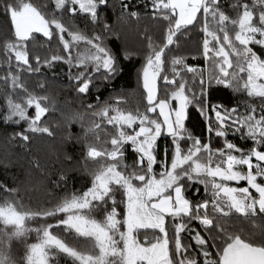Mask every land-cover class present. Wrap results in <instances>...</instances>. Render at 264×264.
Wrapping results in <instances>:
<instances>
[{
  "label": "snow or ice",
  "instance_id": "1",
  "mask_svg": "<svg viewBox=\"0 0 264 264\" xmlns=\"http://www.w3.org/2000/svg\"><path fill=\"white\" fill-rule=\"evenodd\" d=\"M53 3L54 11L66 10L72 15L77 11L86 13L91 22L96 24L99 23L98 6L106 5L107 0H53ZM149 3L153 16L167 21L168 26L163 46L157 49L149 38V53L142 70L143 88L146 91L145 111L137 109L134 113L112 104L102 107L88 105V109H99L91 112L93 120L88 132H95L100 128V124L94 119L100 117L107 124L116 127L117 134L110 140L111 150H98L96 145L91 144L87 146L89 159H106L105 162L98 163V167L91 173V186L82 194L72 193L50 209L31 211L12 197L15 189L9 190L0 185L9 193L0 200V264H13L5 250L7 242L13 238L24 237L33 230L37 233L38 240L27 245L25 264H54L57 256L61 254L71 258L74 264H201L197 257L188 255L191 246L182 243L181 233L187 231L189 225L183 222L174 223V237L170 236L166 217H172L173 221H182L183 217H187L189 221H198L213 242L221 241L222 248L212 244V247L217 248L218 255V259L214 260L208 247L209 239L201 235L200 231H195L192 239L199 248V255L204 258L202 264H264V239L245 238L239 233L229 231V219L233 213L245 218L264 214V183L257 182L259 177H264V167L261 166V162H264V151L257 147L264 146V114L257 118L255 107H252L245 114L233 116L235 109L222 112L219 105H210L205 101L207 86L213 80L216 84L227 87H232L233 81H236L237 90L242 87L248 96L264 98V82H261L264 81V59L249 47L250 44L264 46V0H253L252 7L247 3L235 5L234 7L242 8L237 19H231L220 10L219 0H149ZM77 5L78 9L75 7ZM123 7L127 9L128 6L125 4ZM4 8L9 15L15 37L14 42L4 44V51L13 52L18 64L29 65L25 42L33 39L34 34H42L48 39L55 35L62 44L63 51L69 54L68 63H72L73 59L71 49L80 42H85L91 48L88 49V55L81 54L75 58L77 65L91 62L96 70L102 67L109 74L115 72L114 58L99 43V35L88 37L79 29L69 30L61 19L55 16L49 19L41 7L26 0H14L13 3L5 0ZM255 8L260 9L258 23L255 22ZM201 13L204 18L200 29L204 34L202 54L205 59L218 58L219 63L215 67L220 74L213 72L205 79L201 73L200 92L195 93L188 87L184 73L197 74L198 70L187 65L184 57L171 58L172 78L162 73L166 49L175 43L174 38L178 33L200 22L198 14ZM130 15L136 17L138 14L132 11ZM229 25L235 30L234 39L230 37ZM104 27L107 30L108 25L105 24ZM65 33L70 40L65 38ZM257 36L260 38L257 39ZM234 41L238 42L239 47ZM232 57H235V65ZM62 59L64 57L59 55L51 56V61ZM36 60L39 62L40 57L37 56ZM233 67L238 69V73H247V80L243 85L239 84L238 73H229L228 69ZM86 75V72H82L76 77L77 81H82L77 89L79 93H86L90 87L91 79H84ZM230 75L232 78L228 79ZM161 77L165 85L173 88L163 99L158 96L157 80ZM5 79L11 81L13 88H21L26 94L22 103L8 98V114L5 119L18 117L19 120L28 121L27 131L52 135L48 127L40 126L42 117L50 110L42 106V102L48 98L28 93L20 83L18 75L9 72ZM116 103L119 104L120 100L117 99ZM190 106H197L200 113L208 119L210 132L213 131L210 113L214 114L217 122L216 136L226 135L225 124L230 121L237 125L236 131L246 129L245 136L255 146L244 152L235 144L225 141L223 148L213 150L210 144L202 143L186 129L185 119ZM32 107L35 114L29 117L27 109ZM157 111L162 119L149 116ZM110 112L114 114L110 115ZM86 115L88 113L76 114L80 119H84ZM137 124L138 130L134 129L132 134L125 131V128L133 129ZM165 133L172 138L173 143L170 164L167 159L158 161L154 154L158 137ZM15 135L24 141L29 140V136L23 132ZM185 140L191 141L187 149L181 144ZM126 144H130L137 154V160L131 166L132 171H128L130 166L124 163L123 146ZM213 157L218 159L214 161ZM157 163L163 165L159 178L153 169ZM241 166H245L246 171L241 170ZM185 179L196 180L206 186L210 184L213 196L210 202L212 216L208 214L209 201L193 206L184 196L182 181ZM241 181H246L247 186L237 188L225 183L239 184ZM250 189L254 190L256 196ZM120 190L122 213L118 211L115 198V193ZM109 204L110 207H105ZM94 213H102V219H97ZM58 214H64V218L55 224H41L35 229L26 226L27 222L38 217H56ZM118 216H122V219H118ZM61 226L65 232H74L77 237L91 241V248L78 250L53 234L52 229ZM212 228L217 229L215 236L211 235ZM141 229L158 230L160 235L154 239L145 236L141 242L136 236Z\"/></svg>",
  "mask_w": 264,
  "mask_h": 264
},
{
  "label": "trees",
  "instance_id": "2",
  "mask_svg": "<svg viewBox=\"0 0 264 264\" xmlns=\"http://www.w3.org/2000/svg\"><path fill=\"white\" fill-rule=\"evenodd\" d=\"M7 2L13 3L14 0H7ZM26 2L41 7L49 19L52 16L61 19L69 30L79 29L88 37H92L93 34L99 35L101 38L99 43L106 47L113 56L116 69L114 73L109 74L102 67L96 70V66L91 62L78 66L75 59L77 55L84 52L85 49L91 48L85 42H80L71 49L73 59L72 63H68L69 54L63 51L58 37L54 35L52 39H48L42 34H34L33 39L25 42V49L29 54V65L18 64L13 52L4 51V44L10 41L14 42L15 37L9 15L6 14L4 8L5 0H0V123L6 125L5 128L0 129V185L6 186L9 190L15 189L11 195L25 209L42 211L50 209L69 194H82L91 186V173L98 167V163L105 162L106 158H98L97 161L89 159L87 157L88 145H96L98 150L105 148L111 150L110 140L117 134L116 127L107 124L100 117H95V122L100 124V128L95 132H88L93 120L91 112L99 110L95 107L88 109V105L102 107L105 104H112L134 113L137 109L141 112L145 111V93L142 89L141 78L149 53V38L157 46V49L163 46L168 22L153 16L149 0H107L106 5L98 6L99 23L96 24L91 22L86 13L77 11L75 15H72L66 10L63 12L54 11L53 0H26ZM245 3L250 7L253 6V0H219V8L231 19H237L242 8L234 6ZM125 4L128 6L127 9L123 7ZM259 10V8L254 9L257 17L256 23H258ZM132 11L137 12L138 15L132 17L130 15ZM198 17L200 22L178 33L174 38L175 43L166 49L165 66L162 73V75L172 78L171 58L174 56L184 57L187 65L196 67L198 70L197 74L184 73L188 87L192 88L195 93L200 92L201 73L205 79L213 72L217 75L220 74L219 69L215 67V64L219 63L218 58L205 59L202 54L204 34L200 29L204 18L202 13L198 14ZM105 24L108 25L107 30H105ZM229 30L230 37L234 39L235 30L232 25H229ZM64 35L66 39L70 40L67 33ZM220 35L222 38V33ZM259 38L257 36V39ZM234 43L239 47L238 42L234 41ZM249 47L261 59H264V46L250 44ZM53 55L62 56L64 59L51 61ZM37 56L40 57L39 62L36 60ZM232 60L235 65V57H232ZM45 61L51 62L45 63ZM228 71L230 74L238 73V69L235 67ZM9 72L19 76L20 83L28 93L48 98L47 101L42 102V106L48 107L50 110L42 117L40 126L48 127L52 135L27 131L28 121L19 120L18 117H13L12 120L5 119L8 114V98L11 97L16 103H22L26 95L23 89L13 88L11 81L5 79ZM82 72L87 73L84 79H91L90 87L86 93L77 91L82 81H77L76 77ZM246 74V72L238 73L240 85L245 82ZM231 78L230 75L228 79ZM40 85L43 87L41 88ZM157 85L158 96L161 99L166 98L167 93L173 90L172 86L165 85L162 77L157 80ZM117 99L120 100L119 104L116 103ZM205 101L210 105H219L222 112L235 109L233 116L245 114L252 107H255L257 118L264 114V98L250 97L242 87L237 90L236 81H233L232 87H227L216 84L213 80L207 86ZM77 113H88V115L84 119H80L76 116ZM27 114L29 117L34 116V107L28 108ZM109 114L114 113L110 112ZM210 115L213 128L211 132L208 130V119L200 113L197 106H190L185 119V127L188 132L193 137L199 138L202 143L210 144L213 150L223 148L225 141L235 144L244 152L255 146L253 141L245 136L246 129L241 128L240 131H236L237 125L231 124L230 121L225 124L226 135L216 136L217 122L214 114L210 113ZM149 116L160 119L158 113L149 114ZM138 127L137 124L133 126V129L125 128V131L132 134ZM20 132L28 135L29 140L24 141L15 135ZM181 144L184 149H187L191 141L185 140ZM257 147L258 150L264 151V146ZM172 149V138L165 133L158 137L154 154L158 161L167 159L170 164ZM123 151L125 153L124 163L130 166L128 171H132L131 166L137 160V154L130 144L124 145ZM165 153H167L166 157ZM233 154L239 155L236 152ZM213 159L215 161L218 157H213ZM253 162L256 163L255 158H253ZM153 169L159 178V173L163 171L162 163L155 164ZM241 170L246 171V167L241 166ZM253 171L255 172V169ZM260 178L261 182H257L264 183L262 177ZM136 183L139 185V182ZM182 183L183 194L193 206L209 201L208 214L212 216L210 202L213 196L210 184L206 186L196 180L188 181L186 179ZM225 183L232 187L247 186L246 181H241L239 184L236 182ZM250 192L256 196L253 190ZM8 195L5 188L0 187V200ZM115 198L119 206L118 211L122 213L123 205L120 203L122 190L115 193ZM105 207H110V204ZM94 215L97 219H102L103 214L94 213ZM63 218L64 214H58L56 217H38L27 222L26 226L35 229L41 224H55L56 221ZM118 219H122V216H118ZM180 222L189 225L188 230L181 233V238L185 246H191L188 251L190 257H197L202 264L204 258L199 255V248L192 239L195 231H200L201 235L209 239L208 247L212 254L211 258L218 259L217 248L212 247V244L215 243L222 248L221 241L213 242L198 221H189L187 217H183L182 221L181 219L173 221L172 217H166V226L170 236L174 237L173 224ZM52 231L53 234L58 235L78 250L91 248V241L77 237L74 232H65L63 226L53 228ZM229 231L239 233L245 238L264 239V214L245 218L233 213L229 219ZM216 234L217 229L212 228L211 235L215 236ZM158 235H160L158 230L151 229H141L136 233L137 239L141 242L144 241L145 236L154 239ZM37 240V233L33 230L24 237L13 238L7 242L5 250L13 264H25L27 245L35 243ZM54 264H74V261L61 254L57 256Z\"/></svg>",
  "mask_w": 264,
  "mask_h": 264
},
{
  "label": "rangeland",
  "instance_id": "3",
  "mask_svg": "<svg viewBox=\"0 0 264 264\" xmlns=\"http://www.w3.org/2000/svg\"><path fill=\"white\" fill-rule=\"evenodd\" d=\"M77 8H78V5H77ZM81 54H82V55H88V49H85L84 52H81V53H79L78 55H81ZM78 55H77V56H78ZM76 63H77V61H76ZM246 80H247V74H246L245 81H246ZM261 82H264V81H261ZM157 113H158V111H157ZM160 119H162V118H160ZM5 127H6L5 124L0 123V129H1V128H5ZM137 130H138V129H137ZM253 163L255 164V162H253ZM261 163H263V166H262V167H264V162H261ZM262 179L264 180V177H262ZM260 180H261V178L259 177V178H258V181L261 182ZM237 188H239V187H237ZM250 190H252V189H250ZM253 192H254V190H253ZM171 194L174 195V193H171Z\"/></svg>",
  "mask_w": 264,
  "mask_h": 264
},
{
  "label": "water",
  "instance_id": "4",
  "mask_svg": "<svg viewBox=\"0 0 264 264\" xmlns=\"http://www.w3.org/2000/svg\"><path fill=\"white\" fill-rule=\"evenodd\" d=\"M141 85H142V89H143V91L145 93V102H146V91L143 88V80H142V78H141ZM173 106H175V102H174V105ZM186 117H187V115H186Z\"/></svg>",
  "mask_w": 264,
  "mask_h": 264
},
{
  "label": "crops",
  "instance_id": "5",
  "mask_svg": "<svg viewBox=\"0 0 264 264\" xmlns=\"http://www.w3.org/2000/svg\"><path fill=\"white\" fill-rule=\"evenodd\" d=\"M232 187V186H231ZM242 187H246V186H242Z\"/></svg>",
  "mask_w": 264,
  "mask_h": 264
}]
</instances>
